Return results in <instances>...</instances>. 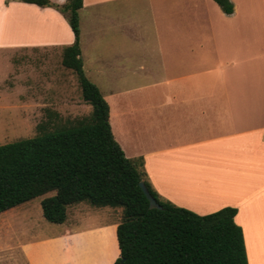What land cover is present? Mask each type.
Returning <instances> with one entry per match:
<instances>
[{"label": "crops", "instance_id": "obj_1", "mask_svg": "<svg viewBox=\"0 0 264 264\" xmlns=\"http://www.w3.org/2000/svg\"><path fill=\"white\" fill-rule=\"evenodd\" d=\"M103 1L124 0H83L80 11ZM144 1L160 3L144 11L142 27L128 23L125 33L129 38V29L142 31L143 65L134 69L130 52L126 59L125 52L115 53L112 71L115 80H152L134 90L148 101L158 97V104L135 111L121 99L124 91L112 94L120 103L104 96L114 137L128 158L143 159L148 180L164 200L199 215L237 208L248 263L264 264V0H230V15L214 0ZM64 21L54 7L0 0V51L6 50L10 64L6 92L21 88L44 94L33 81L21 84L28 59L20 57L24 64L15 70L13 52L59 47L64 53L74 42L65 39ZM96 34L98 48L104 49L102 31ZM126 47L133 46L114 45ZM99 55L103 59L104 53ZM45 84L48 91L52 82ZM29 202L21 209L29 210ZM86 205L68 208L62 231L22 242L26 264H114L120 256L122 208ZM89 217L97 221L83 224Z\"/></svg>", "mask_w": 264, "mask_h": 264}, {"label": "trees", "instance_id": "obj_2", "mask_svg": "<svg viewBox=\"0 0 264 264\" xmlns=\"http://www.w3.org/2000/svg\"><path fill=\"white\" fill-rule=\"evenodd\" d=\"M54 7L65 14L74 42L65 48L63 66L73 70L89 116L62 121L47 111L38 134L0 145V214L47 193L44 218L62 224L68 208L80 203L122 208L117 228L120 256L114 264H249L237 208L199 215L164 200L153 188L143 159H130L114 137L110 105L85 73L80 47L83 0L56 5L51 0H16ZM225 14L230 0H214ZM144 182L162 209L151 208L140 187Z\"/></svg>", "mask_w": 264, "mask_h": 264}, {"label": "rangeland", "instance_id": "obj_3", "mask_svg": "<svg viewBox=\"0 0 264 264\" xmlns=\"http://www.w3.org/2000/svg\"><path fill=\"white\" fill-rule=\"evenodd\" d=\"M180 1H184L185 5L187 3V0ZM158 3L160 2H145L144 0L103 1L100 3L101 6L93 9L85 7L79 12L80 47L86 76L99 87L110 103L115 100L120 103V98L114 99L112 94L124 91L125 95L121 99L126 100V106H131L135 111L144 110L148 103L158 104V97L154 102L148 101L142 92L134 90L153 82L147 78L143 80V76H140L142 70H139L140 77L128 82L115 80L112 71L115 53L125 52L122 54L126 59V54L130 52V58L133 60L130 67L134 69H139L143 65L144 50L141 43L144 37L142 31L140 32L137 27L135 31L129 29V38H126L125 33L128 23L134 22L135 26L142 27L140 22L144 19V11L151 5L152 8H157L155 5ZM214 3L218 8V4L215 1ZM64 18L63 30L66 33L65 39L68 41L67 39L74 38V34L65 14ZM97 31H102L104 49L98 48ZM204 37L207 40V37ZM204 37L201 40H204ZM157 39L154 40L158 43ZM127 43L133 47L114 48L115 44L122 47ZM100 52L104 53L103 59L99 55ZM13 53L18 59L14 65L15 70L22 68L24 64L20 63V57L24 56L28 59L25 62L28 65H26L27 70L21 84L26 87L34 83L35 87L38 85L40 90L42 88L39 93L44 94L35 96L32 89L26 92L21 88L14 89L13 93L6 92L3 85L10 73V64L5 57L6 50L0 51V145L36 136L37 126L47 118V110L58 112L62 121H74L91 114L92 106L83 101L76 76L62 64V48L36 50L33 54ZM154 55L158 56V53ZM46 80L52 82L48 91H45L47 87H43V85L46 86ZM53 194L54 192H50L31 200L28 203L30 204L29 210L21 209L26 206L23 204L0 214V264H26L20 249L22 242L45 237L64 229V226L60 224L47 221L42 214L41 199ZM95 218L89 217L84 220L83 224L97 221Z\"/></svg>", "mask_w": 264, "mask_h": 264}, {"label": "water", "instance_id": "obj_4", "mask_svg": "<svg viewBox=\"0 0 264 264\" xmlns=\"http://www.w3.org/2000/svg\"><path fill=\"white\" fill-rule=\"evenodd\" d=\"M140 187L144 192L145 196L149 200V204L151 208L162 209L161 204L155 199V197L150 193L149 189L147 188L146 184L142 181L140 182Z\"/></svg>", "mask_w": 264, "mask_h": 264}]
</instances>
